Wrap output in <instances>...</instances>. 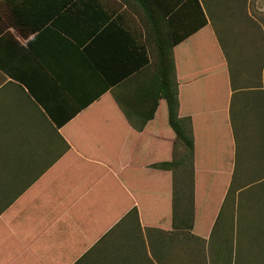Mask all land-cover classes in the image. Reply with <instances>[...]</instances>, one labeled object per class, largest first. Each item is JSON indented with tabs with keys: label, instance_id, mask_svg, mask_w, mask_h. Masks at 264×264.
Returning a JSON list of instances; mask_svg holds the SVG:
<instances>
[{
	"label": "crops",
	"instance_id": "obj_1",
	"mask_svg": "<svg viewBox=\"0 0 264 264\" xmlns=\"http://www.w3.org/2000/svg\"><path fill=\"white\" fill-rule=\"evenodd\" d=\"M210 1L0 0V264H201L244 127L264 164L263 38L245 77Z\"/></svg>",
	"mask_w": 264,
	"mask_h": 264
},
{
	"label": "rangeland",
	"instance_id": "obj_2",
	"mask_svg": "<svg viewBox=\"0 0 264 264\" xmlns=\"http://www.w3.org/2000/svg\"><path fill=\"white\" fill-rule=\"evenodd\" d=\"M206 7L224 50L229 46L234 59H244L243 63L250 65H241L246 77L250 67L258 63L255 61L257 54L252 51L253 48L254 51L260 49L259 41H255L257 34L263 38L264 44V0H212ZM254 23L259 27H254ZM263 71L264 67L262 78ZM241 115L245 116V113L241 111ZM244 128L238 141L239 148L245 146L250 155L240 157L239 161L237 158L235 170L247 178L238 183L239 188L249 186L239 195V207L237 202L222 210L218 222L222 236L215 238L216 228L207 248L199 243L201 264H264V164H247L258 160L253 156L262 152V131H259L261 134L258 130L249 133V126ZM243 170L251 175H246ZM189 256L191 264L192 257Z\"/></svg>",
	"mask_w": 264,
	"mask_h": 264
},
{
	"label": "trees",
	"instance_id": "obj_3",
	"mask_svg": "<svg viewBox=\"0 0 264 264\" xmlns=\"http://www.w3.org/2000/svg\"><path fill=\"white\" fill-rule=\"evenodd\" d=\"M177 42L178 41L176 40L175 44ZM169 54H170V56H169ZM160 55L164 58V60H166V61L168 60L169 61V73H168V75H170L171 74V70L175 69L174 64L172 63V57H171L172 51H170V52L168 51V53H167V51H164V52H161ZM166 74H167V71H164L163 75H166ZM165 81L167 83V79L166 78H165ZM177 95H178V92H177V88H176L175 91H174V94H171V95L167 96L168 97V101H167L168 102V106L170 108V111H172V113L170 115L171 116L170 118L172 119L171 122H173V118H174V113H173V108L174 107H176L177 114H178L179 99H178ZM176 133H177L178 137H180V138L182 137L183 139H185L184 133L182 131H180L179 129H176ZM190 146H191V149H192V152H193V156H194V143H193V140H191ZM172 165H173V162H163V163H159V164H157L155 166H160L163 169H168ZM194 218H195V212H194ZM194 218H193V222L191 223V227H190L191 230L193 229V226H194Z\"/></svg>",
	"mask_w": 264,
	"mask_h": 264
}]
</instances>
